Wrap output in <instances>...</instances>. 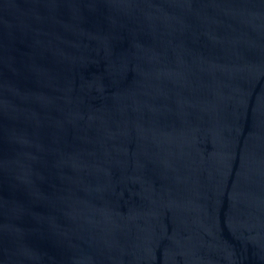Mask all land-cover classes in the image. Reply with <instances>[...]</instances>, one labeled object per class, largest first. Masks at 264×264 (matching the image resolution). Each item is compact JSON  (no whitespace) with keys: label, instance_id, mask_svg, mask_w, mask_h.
Here are the masks:
<instances>
[{"label":"water","instance_id":"95a60500","mask_svg":"<svg viewBox=\"0 0 264 264\" xmlns=\"http://www.w3.org/2000/svg\"><path fill=\"white\" fill-rule=\"evenodd\" d=\"M0 264H264V0H0Z\"/></svg>","mask_w":264,"mask_h":264}]
</instances>
